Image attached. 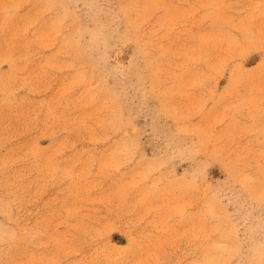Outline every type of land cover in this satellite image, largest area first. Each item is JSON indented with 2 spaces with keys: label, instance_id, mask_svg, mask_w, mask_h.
Here are the masks:
<instances>
[{
  "label": "rangeland",
  "instance_id": "1",
  "mask_svg": "<svg viewBox=\"0 0 264 264\" xmlns=\"http://www.w3.org/2000/svg\"><path fill=\"white\" fill-rule=\"evenodd\" d=\"M0 264H264V0H0Z\"/></svg>",
  "mask_w": 264,
  "mask_h": 264
}]
</instances>
